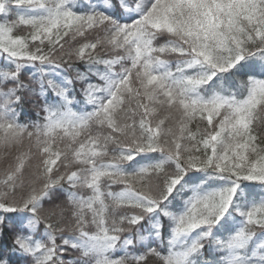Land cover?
<instances>
[{"label": "snow or ice", "instance_id": "snow-or-ice-1", "mask_svg": "<svg viewBox=\"0 0 264 264\" xmlns=\"http://www.w3.org/2000/svg\"><path fill=\"white\" fill-rule=\"evenodd\" d=\"M0 264H264V0H0Z\"/></svg>", "mask_w": 264, "mask_h": 264}]
</instances>
